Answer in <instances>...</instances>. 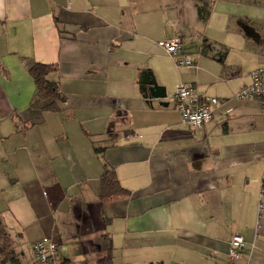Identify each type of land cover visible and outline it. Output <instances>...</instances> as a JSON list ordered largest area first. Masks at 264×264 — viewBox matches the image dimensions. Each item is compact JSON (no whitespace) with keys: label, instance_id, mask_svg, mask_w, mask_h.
Returning a JSON list of instances; mask_svg holds the SVG:
<instances>
[{"label":"crops","instance_id":"crops-1","mask_svg":"<svg viewBox=\"0 0 264 264\" xmlns=\"http://www.w3.org/2000/svg\"><path fill=\"white\" fill-rule=\"evenodd\" d=\"M207 2L201 21L195 0H0V218L21 264L43 239L53 264H94L104 235L110 264H221L234 234L235 264H264V108L235 98L264 65V0ZM34 62L57 66L58 111L29 106ZM147 70L166 98L140 92ZM181 83L220 101L201 128L174 108ZM103 164L127 197L98 199Z\"/></svg>","mask_w":264,"mask_h":264},{"label":"built area","instance_id":"built-area-1","mask_svg":"<svg viewBox=\"0 0 264 264\" xmlns=\"http://www.w3.org/2000/svg\"><path fill=\"white\" fill-rule=\"evenodd\" d=\"M159 45L174 60L177 67H197L196 59L185 52L179 37L163 39ZM235 98L254 99L264 108V65L258 66L248 73V82L238 88ZM172 99L181 122L191 129L201 128L209 122L213 117V107L220 102L217 97L200 94L195 87L186 83L177 86ZM257 217L259 220L264 217L263 200L258 203ZM244 249L243 237L234 234L229 240L226 257L221 264H235L242 256ZM32 254L38 263L53 264L58 258L57 244L51 240H38L32 245Z\"/></svg>","mask_w":264,"mask_h":264},{"label":"trees","instance_id":"trees-1","mask_svg":"<svg viewBox=\"0 0 264 264\" xmlns=\"http://www.w3.org/2000/svg\"><path fill=\"white\" fill-rule=\"evenodd\" d=\"M197 17L201 21H206L210 6L207 0H195ZM29 74L34 82V93L29 106L33 109L58 111V102L64 100V97L58 89V82L52 79V74L56 73L57 66L55 64H46L34 62L29 67ZM21 123V122H20ZM96 152H100V148H95ZM129 191L122 187L116 177L114 169L103 164V170L100 175V193L98 199L102 203L127 197ZM106 239L105 252L102 256L96 258L94 264H110L112 244L108 236ZM0 263L2 264H21L12 249L9 232L0 218Z\"/></svg>","mask_w":264,"mask_h":264},{"label":"water","instance_id":"water-1","mask_svg":"<svg viewBox=\"0 0 264 264\" xmlns=\"http://www.w3.org/2000/svg\"><path fill=\"white\" fill-rule=\"evenodd\" d=\"M139 90L144 97L149 99H164L166 98L165 87L159 85L155 80L151 71H143L138 81ZM165 102H160V105H165Z\"/></svg>","mask_w":264,"mask_h":264},{"label":"rangeland","instance_id":"rangeland-1","mask_svg":"<svg viewBox=\"0 0 264 264\" xmlns=\"http://www.w3.org/2000/svg\"><path fill=\"white\" fill-rule=\"evenodd\" d=\"M16 256H17V255H16ZM26 258H28V256H26ZM0 260H1V257H0ZM24 260H26L25 257H24V259H23V262H24ZM0 264H2V263H0ZM5 264H7V263H5Z\"/></svg>","mask_w":264,"mask_h":264}]
</instances>
